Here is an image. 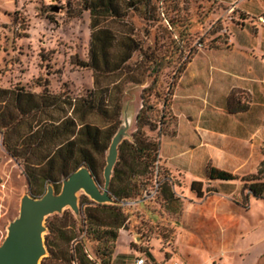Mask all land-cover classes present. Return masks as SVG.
Returning a JSON list of instances; mask_svg holds the SVG:
<instances>
[{
	"label": "trees",
	"instance_id": "obj_1",
	"mask_svg": "<svg viewBox=\"0 0 264 264\" xmlns=\"http://www.w3.org/2000/svg\"><path fill=\"white\" fill-rule=\"evenodd\" d=\"M71 1L65 0V7ZM82 4L90 18L89 58L87 62L75 64L92 72V89L74 98L64 91L31 93L16 87L0 88L3 144L11 158L23 164L28 184L37 188L40 198L46 191L45 184H53L58 194L59 182L81 167H86L95 182L103 185L98 159L107 152L120 128L125 88L144 85L147 80L150 83L142 91L136 132L131 140L124 139L118 147V160L109 184L113 203L98 204L84 197L79 203L78 215L66 209L51 219L47 217L44 237L47 255L40 264H111L119 231L127 230L131 215L127 204L144 205L152 201L167 211L180 207L172 191L174 181L160 175L159 138L164 132L159 129L157 136L150 138L143 130L147 125L152 132L157 128L147 122L144 112L150 110L147 100L151 93L157 92L161 70L169 67L171 61L165 56L144 53L140 63L131 64L133 54L139 50L137 42L129 37L132 31L117 37L111 29L112 22L123 18V11L138 12L142 8L144 12H154L157 0H83ZM185 67L186 64L175 72L174 82L168 85L169 98L163 102L168 111H171L175 85ZM102 79L105 85H101ZM94 117L105 125L93 123ZM263 172L264 160L255 175L240 178L246 197L264 199ZM206 178L231 182L238 177L208 166ZM191 190L201 196V183L193 182ZM146 211L149 216L153 214L152 210ZM169 235L171 232L161 234L165 245L169 244Z\"/></svg>",
	"mask_w": 264,
	"mask_h": 264
},
{
	"label": "rangeland",
	"instance_id": "obj_2",
	"mask_svg": "<svg viewBox=\"0 0 264 264\" xmlns=\"http://www.w3.org/2000/svg\"><path fill=\"white\" fill-rule=\"evenodd\" d=\"M82 2L72 0L65 7V0H0V88L16 87L31 93L64 91L74 98L92 89V72L75 64L87 62L89 58L90 18ZM156 6V10L149 13L142 8L138 12L125 10L121 14L123 18L111 24L117 37L132 31L129 37L137 42L139 50L133 54L131 64L140 63L144 53L165 56L171 61L169 67L161 70L157 92L151 93L147 100L150 110L144 112V117L157 127L154 132L150 131L148 125L143 128L150 138H155L159 129L164 133L173 130V113L163 106V102L169 98L168 85L174 82L175 72L182 65L187 66L191 59L189 57L220 45L212 38L220 32L223 19L221 7L209 0H157ZM54 8L57 11H53ZM149 83L150 80H147L144 85H127L125 88L119 116L120 127L124 126L125 119L128 122L125 139L131 140L136 132L142 91ZM105 84L106 81L102 79L101 85ZM91 121L99 126L105 125L98 117ZM106 156L107 152L98 159L101 179ZM160 175H163L162 170ZM261 179L264 182V178ZM62 181L59 182L60 189ZM47 185H44L45 189ZM246 193L243 190L238 198L245 208L238 250L234 254L216 258L212 264H264V199L248 200L244 198ZM25 195L40 198L37 188H31L28 184L23 164L11 158L0 134V245L7 235L9 224L18 217L20 202ZM84 197L87 196L83 192L78 193V202ZM127 206L131 214L127 230L141 240V243L133 241L131 244L134 248L131 259L140 257L145 264H169L170 258L165 257L162 248L165 243L161 234L176 222L175 216H164L152 201L144 205L131 202ZM146 209L152 210L154 215L160 212L161 216L157 215V218L149 221ZM46 222L45 219L44 226ZM45 234L46 231L43 238ZM153 238L156 239L152 242V248L147 250L143 242ZM125 239V236H121L117 246L122 258L129 246L124 245ZM171 258L184 264L178 257Z\"/></svg>",
	"mask_w": 264,
	"mask_h": 264
},
{
	"label": "crops",
	"instance_id": "obj_3",
	"mask_svg": "<svg viewBox=\"0 0 264 264\" xmlns=\"http://www.w3.org/2000/svg\"><path fill=\"white\" fill-rule=\"evenodd\" d=\"M209 1L223 11L212 38L220 45L191 57L171 100L173 130L159 138V168L174 181L180 201L177 209H161L176 220L166 231L169 244L162 245L168 263L178 257L184 264H212L237 252L245 212L240 178L255 175L264 160V0ZM208 166L238 178L209 181ZM193 182L201 183V196L191 190ZM121 236L129 245L124 258L117 249ZM155 239L143 242L147 250ZM133 241L141 243L119 231L111 264H135Z\"/></svg>",
	"mask_w": 264,
	"mask_h": 264
},
{
	"label": "water",
	"instance_id": "obj_4",
	"mask_svg": "<svg viewBox=\"0 0 264 264\" xmlns=\"http://www.w3.org/2000/svg\"><path fill=\"white\" fill-rule=\"evenodd\" d=\"M53 11H57L54 8ZM128 122L113 136L105 158L103 185H98L90 171L81 167L62 181L61 189L55 194L51 185L44 195L34 199L22 197L19 214L7 228V235L0 245V264H40L47 255L43 234L46 231L45 219L61 214L69 209L74 215L80 212L78 193L83 192L91 201L98 204H112L114 199L109 192V184L114 166L118 160V147L125 139ZM139 242L138 239H136Z\"/></svg>",
	"mask_w": 264,
	"mask_h": 264
},
{
	"label": "built area",
	"instance_id": "obj_5",
	"mask_svg": "<svg viewBox=\"0 0 264 264\" xmlns=\"http://www.w3.org/2000/svg\"><path fill=\"white\" fill-rule=\"evenodd\" d=\"M155 188H157V184L155 185ZM135 264H145V261L143 258H137L135 260ZM169 264H178V262L177 261H171V262H169Z\"/></svg>",
	"mask_w": 264,
	"mask_h": 264
}]
</instances>
